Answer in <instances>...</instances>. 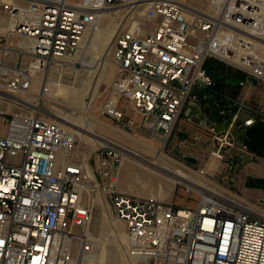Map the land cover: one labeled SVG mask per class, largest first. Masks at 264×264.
Returning <instances> with one entry per match:
<instances>
[{"label":"built area","instance_id":"1","mask_svg":"<svg viewBox=\"0 0 264 264\" xmlns=\"http://www.w3.org/2000/svg\"><path fill=\"white\" fill-rule=\"evenodd\" d=\"M140 1L0 3L15 37L30 42L26 61L0 63V264H80L94 247L87 196L97 193L122 223L135 264H264V198L230 185L260 155L234 128L264 121L241 96L221 95L203 106L214 86L208 60L242 73L240 89L264 86V0H207L200 11L172 0H147L139 8ZM123 5L125 18L137 22L114 39L116 100L107 99L100 114L121 123L125 103L160 149L181 119L194 126L197 143L209 148L207 167L195 173L213 188L178 183L183 194L196 195L194 207L117 191L116 153L96 148L92 167L91 156L79 157L73 133L46 118L42 100L36 109L18 101L36 80L44 96L69 79L83 34L103 11Z\"/></svg>","mask_w":264,"mask_h":264},{"label":"rangeland","instance_id":"2","mask_svg":"<svg viewBox=\"0 0 264 264\" xmlns=\"http://www.w3.org/2000/svg\"><path fill=\"white\" fill-rule=\"evenodd\" d=\"M175 1L197 10H203L207 0ZM13 2L15 3L14 0H0V3ZM139 8L135 9V13L137 15H140ZM125 9L126 7L123 5L122 7L117 6L111 9L108 14L104 12L106 15L102 16L101 21L96 25L98 27H93V29H91V34L88 36V39L85 42L83 41V44L81 45L80 54L73 61L80 64V66L77 65L75 67L78 74H76L75 77L74 74H72L74 73L73 71L71 72V77H69V79H64L63 82H61L62 86L59 91L65 90L63 85L69 87L71 86L76 88L78 91H81V104L89 101V105L87 106L88 109L86 108L84 110V107L81 105H75L63 98H55L59 94L58 92L54 97V93L57 91L56 89L52 95L42 98V102L38 106L44 111L46 118L55 120V118L50 116L52 114L65 118L76 125L83 124L86 131H89L92 134L100 135L118 146L132 151L150 163L166 167L181 178H190L189 180L196 182L199 186L208 187L206 186L207 184L204 179L195 173V169L199 167L203 168L204 166L207 167L206 165L209 159V148L206 146V143L203 142L202 139L199 143H197L194 138L196 130L189 127L188 129H181V132H178L176 131V127L163 148L160 149L159 142L152 139L150 132L145 128L141 118L131 112L125 103L119 104V107L123 109L125 114V120L121 123L109 120L100 114L102 104L107 99L116 100L113 99V96L110 93L111 85L114 81V67L112 64L114 39L122 31L131 28L133 26V22L136 23L137 20H131L129 15L125 18ZM9 22L10 19L8 14L0 11V56L1 52L3 54L4 48L7 45H11V49H13L8 55L2 56L0 63L13 66L15 63H18L20 59L26 61L27 53L23 50L24 42L22 40L24 39L15 36H5L7 27L10 25ZM95 32H98L100 37H98V40L96 41L100 43L102 42L101 40H103L104 42V47L99 48V50L91 48L90 44L92 35H94ZM97 42L96 44H98ZM17 44L22 49L18 48ZM98 52H100L101 57L99 66L94 69L84 68L82 66V58L85 59L86 57H90L94 53ZM72 59L69 61L71 62ZM71 65L72 64H69V66ZM38 87L39 83L36 82L33 89L29 93L28 99L33 97L37 101L39 100V94H37ZM238 96L243 97L244 103L255 111L253 115L259 116L264 121V86H258L255 89H249L247 87L242 88L240 89ZM28 99H25L26 102H28ZM15 112H17V110H15ZM91 124V129L89 127L87 129L86 126H90ZM62 125L68 128L72 133H75V128L68 127L64 124ZM239 130L240 129L236 126L234 128V134L238 135L237 133ZM3 132V128L0 127V134ZM75 137L79 157L86 159L91 156L90 164L93 167V159L96 158L95 149L100 146L88 139H84L83 142L79 135H75ZM107 148L111 149L113 153H116L118 157V162L115 163V165L119 168V175L117 179L118 191L127 194L139 195L141 197L154 198L161 202L177 203L180 207H194L196 195L194 193L183 194L178 187V183L181 181H173L172 178L168 177L167 172V175L162 173L163 170L161 171V169L155 167L153 164L152 166H148L139 162L136 158L124 156L123 153L114 147L110 146ZM159 154L162 156L158 157ZM182 157L195 158L199 160L198 165H196V167H192V165L183 161ZM240 174L241 175L238 180H233L230 183L232 190L237 192L241 191L249 198L256 197L258 192L244 190L242 182L247 179L245 188L252 189L248 187L249 184L252 183V179L264 178V155L260 154L255 164L253 163L242 167ZM156 176H159L162 179L155 180ZM102 197V195L94 197L91 200L92 204L90 202V204L94 206L92 210V220L89 225V233H91L94 241L93 253L91 252V255L100 252V240H103L105 243L102 246H106L108 249L116 251L120 257V264H135V261L131 260L125 251L126 240L123 225L112 215V212L103 197L102 200L106 205L108 216L105 214V209L100 202V198ZM115 222H117V226ZM113 224L115 226H113ZM107 226H109L108 233L103 235L101 233L102 229Z\"/></svg>","mask_w":264,"mask_h":264},{"label":"bare ground","instance_id":"3","mask_svg":"<svg viewBox=\"0 0 264 264\" xmlns=\"http://www.w3.org/2000/svg\"><path fill=\"white\" fill-rule=\"evenodd\" d=\"M15 1V0H14ZM145 1H147V0H142V1H140L141 3L140 4H138L137 6L138 7H140V6H142L143 5V3L145 2ZM172 1H175V0H172ZM175 2H177V3H179V4H181V5H184V6H187V5H185V4H183V3H180V2H178V1H175ZM14 3V2H13ZM15 4V3H14ZM187 7H189V6H187ZM191 9H194V8H192V7H190ZM135 9H137V8H135ZM111 9H108V10H105V11H103L102 13H101V15H100V19H99V21L96 23V24H94L93 25V27H98V26H96L100 21H101V18H102V16H104V15H106V14H104V12H106L107 14H108V12L110 11ZM196 11H200V10H197V9H195ZM135 21V20H134ZM136 22H137V20H136ZM9 26L7 27V31H6V35L5 36H7V37H9V36H15L14 34H13V31H14V29H15V23L14 22H12V21H10L9 22ZM134 24H135V22H134ZM134 24H133V26H134ZM132 26V27H133ZM93 27H91L89 30H87L86 32H85V34H83V37H82V40H81V42H80V44H79V47H78V49H77V53L75 54V56H74V58L71 60V62L69 61V64H72L71 66H69V70H70V74H71V72H73L74 71V73H72V74H74V76L76 75V74H78V72L76 71V68H74V63L75 62H73L74 61V59L80 54V48H81V45L83 44V41L85 42L87 39H88V36L91 34V29H93ZM104 33V32H103ZM98 37H99V35H98V32H95V34L94 35H92V38H91V42H90V44H91V48H95V49H97V50H99V48H102V47H104V42H103V40H101L102 42H100V40H99V42L100 43H98L96 40H98ZM100 38V37H99ZM24 43H23V50H25V53L27 52V49L29 48V45H30V42L29 41H26L25 39L24 40H22ZM21 42V41H20ZM96 42L98 43V44H96ZM90 44H89V46H90ZM17 47L18 48H20L19 46H18V44H17ZM20 49H22V48H20ZM11 50H13V49H11V45H7L5 48H4V52H3V54H2V52H1V56H0V61L2 60V56L3 55H8L9 53H11ZM102 50V49H101ZM107 51H109V50H107ZM101 61V57H100V52H98V53H94L92 56H90V57H86L85 59L84 58H82V66L84 67V68H89V69H94V68H97L98 66H99V62ZM76 77V76H75ZM88 80V79H87ZM39 83V81L38 80H36L35 81V83ZM82 82V81H81ZM34 83V84H35ZM83 83H86V82H83ZM34 84H33V86H32V88H31V90L33 89V87H34ZM62 86V84L61 83H58L56 86H53L52 88H51V93H49L48 95L50 96V95H52L53 93H54V90L56 89L57 91L54 93V97H55V95L59 92V94L55 97V98H63V99H65V100H67V101H70L71 103H73V104H75V105H81L82 107H84V110L87 108V106L89 105V101L88 102H85V103H83V104H81V91H78L76 88H74V87H69V86H65V85H63V88L65 89L64 91H59V89H60V87ZM88 87V86H87ZM31 90L26 94V97H24V98H21V99H19L18 101H20V102H23L27 107H30L31 109H36L37 108V100L35 99V98H33V97H30V99H28V96H29V93L31 92ZM48 95H44V96H41V95H39V100H42V98H46V97H48ZM83 96V95H82ZM28 99V102H26V100L25 99ZM91 99V98H90ZM113 99H116L115 97H113ZM83 100V99H82ZM113 102H114V100H112ZM88 109V108H87ZM83 110V111H84ZM50 116H52L53 118H55V120H52V119H50V118H47V119H49V120H52V121H54V122H56V123H58V124H60V125H62V124H64V125H66V126H68V127H72V128H75L74 129V132L75 133H73V135L75 134V135H79V137L81 138V140L84 142V139H88V140H92L94 143H96V144H98L100 147H105V148H107V147H114V148H116V149H118L121 153H123V155L124 156H128V157H133V158H136V160H138L139 162H142V163H144V164H146V165H148V166H152V164L153 165H155V167H157V168H159V169H161V171H162V173H164V174H166V172H167V174H168V177H170V178H172L173 179V181H181V182H192L195 186H197L200 190H203V189H209V190H212L213 191V188H210L209 186H208V184L206 185V186H208V187H202V186H199L196 182H194V181H191V180H189L190 178H181L180 176H178L177 174H175V173H173L172 171H170L169 169H167L166 167H162V166H158L157 164H155V163H150V162H148V161H146L144 158H142V157H140V156H138L137 154H135V153H133L132 151H130V150H128V149H126V148H123V147H121V146H118L117 144H115V143H113V142H111V141H109L108 139H106V138H104V137H101L100 135H96V134H92V133H90L89 131H86V128H84L83 127V124L82 125H76L75 123H72V122H70V121H68V120H66L65 118H62V117H60V116H57V115H50ZM78 124V123H77ZM79 124H81V123H79ZM63 126V125H62ZM92 126V124L90 125V126H86L87 127V129H88V127L90 128ZM64 127V126H63ZM68 129V128H67ZM91 129V128H90ZM69 130V129H68ZM3 131H4V129H3ZM72 133V132H71ZM74 135V136H75ZM87 140V141H88ZM162 155L161 154H159V156L158 157H161ZM90 174V173H89ZM166 174V175H167ZM90 177H91V180L93 179V177H92V175H90ZM160 179H162V178H160L159 176H156V178H155V180H160ZM180 183V182H179ZM116 190H117V183H116ZM118 191V190H117ZM97 196H99V194L97 193V194H88V196H87V199H88V201L89 202H91V204H92V199L94 198V197H97ZM99 198V197H98ZM101 199V203H102V206H103V208L105 209L104 211H105V214L108 216V214H107V208H106V205L104 204V202H103V197L102 198H100ZM152 199H154V198H152ZM99 205V204H98ZM92 206V205H91ZM94 206H92V208H93ZM104 217V216H103ZM103 219V218H102ZM105 223V222H104ZM115 224H116V226H117V222H115ZM103 225V224H102ZM109 225H111V224H109ZM113 226H115L114 224H113ZM108 227L109 226H107V227H105V228H103L102 229V234L103 235H106L107 233H108ZM111 227V226H110ZM109 229H111V228H109ZM112 230V229H111ZM116 230V229H115ZM117 233V232H116ZM101 234V235H102ZM114 235H116V234H114ZM103 238V237H102ZM105 239V238H104ZM106 240V239H105ZM105 242L103 241V240H100V245H101V247H100V252L99 253H97V254H94V255H91L92 253H90L89 255H86V256H83L82 258H81V261H80V264H120V257L118 256V254L116 253V251H114L113 249H108L106 246H102L103 244H104ZM112 246V245H111ZM126 246V245H125ZM112 248H114V247H112ZM126 251V250H125Z\"/></svg>","mask_w":264,"mask_h":264},{"label":"trees","instance_id":"4","mask_svg":"<svg viewBox=\"0 0 264 264\" xmlns=\"http://www.w3.org/2000/svg\"><path fill=\"white\" fill-rule=\"evenodd\" d=\"M205 69L211 76L214 86L206 91L208 99L203 101L204 107H207L209 101L220 99L221 95L229 100L237 98L240 91L239 83L244 79L242 73L214 60L206 61ZM244 141L250 150L259 153L264 148V123L257 120L253 126L246 129ZM248 187L264 190V180L252 179Z\"/></svg>","mask_w":264,"mask_h":264},{"label":"crops","instance_id":"5","mask_svg":"<svg viewBox=\"0 0 264 264\" xmlns=\"http://www.w3.org/2000/svg\"><path fill=\"white\" fill-rule=\"evenodd\" d=\"M176 127H177L176 131H178V132H181V131H180L181 129H188L189 127L192 128V129H194V130H197L194 126H191V125H189L188 123H186L184 119H181V120L177 123ZM176 127H175V128H176ZM247 129H248V128H247ZM245 132H246V130H244V129H240L239 132H238L237 134H238V136H240V137H242V138L244 139V137H245ZM1 134H2V133H1ZM206 146H207V145H206ZM207 147H208V146H207ZM258 179H262V180H264V178H258ZM246 183H247V179L243 180V182H242V187H243V188L246 187V186H245ZM246 191H256V192H258V194H257L256 196H260V197L264 198V190H262V189L252 188V189H246Z\"/></svg>","mask_w":264,"mask_h":264},{"label":"water","instance_id":"6","mask_svg":"<svg viewBox=\"0 0 264 264\" xmlns=\"http://www.w3.org/2000/svg\"><path fill=\"white\" fill-rule=\"evenodd\" d=\"M20 26V25H18ZM249 81L251 82V84L256 87L257 86V81L253 78H249ZM259 154L261 155H264V148H262L260 151H259ZM183 161L189 163L190 165L192 166H195L197 164V160L195 158H192V157H182Z\"/></svg>","mask_w":264,"mask_h":264}]
</instances>
